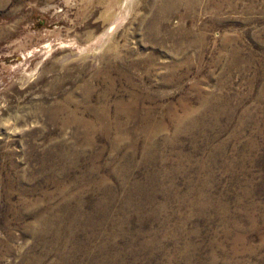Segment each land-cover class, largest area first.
<instances>
[{
  "label": "rangeland",
  "instance_id": "rangeland-1",
  "mask_svg": "<svg viewBox=\"0 0 264 264\" xmlns=\"http://www.w3.org/2000/svg\"><path fill=\"white\" fill-rule=\"evenodd\" d=\"M109 1L0 0V264H264V0Z\"/></svg>",
  "mask_w": 264,
  "mask_h": 264
},
{
  "label": "bare ground",
  "instance_id": "bare-ground-1",
  "mask_svg": "<svg viewBox=\"0 0 264 264\" xmlns=\"http://www.w3.org/2000/svg\"><path fill=\"white\" fill-rule=\"evenodd\" d=\"M65 1L67 3H72L76 0H65ZM136 2H137V0H110L107 3V9L103 13L102 17H104V19L107 22L112 21L113 18H115V21L117 22L118 20L121 19L122 13L125 12L126 15H130V13L135 9ZM117 7H119V12L118 11L113 12V10ZM111 15L113 18L111 17ZM114 26L116 27V25H114ZM114 26L113 25L111 26V23H110V26L107 27L106 29H104V32H102V34L97 37V38H100V39H98L100 46H98L95 51L89 52L87 49H81L79 52L72 51L71 53L65 54V56L60 58V61L62 62V64L66 65L67 63H71V62H80V64L82 65V64L86 63L87 60H89V58L92 60V62H97L98 60H100V58L102 57V53L105 50V46L111 41L112 36H114L113 35L114 31H115ZM35 75L36 74H34V73L28 74V76L31 78H33ZM64 101H65V104L67 102H69L68 97L65 98ZM103 105L107 108V106H106L107 104L105 105L104 103H101V105L93 107V105H91L89 103L87 104V102H86L83 106L85 108L84 111H85L86 115H88L89 112L92 114V116H90L92 118V121L88 122V123H90L91 125L93 123H95L96 126H103L105 131H106V130H109L108 129L109 127L105 126V122H106L105 119L107 116L104 114L105 108ZM117 105L120 107V106H122V103L117 102ZM81 119H83V117ZM84 121H86V120L84 119ZM0 129H1V127H0Z\"/></svg>",
  "mask_w": 264,
  "mask_h": 264
}]
</instances>
